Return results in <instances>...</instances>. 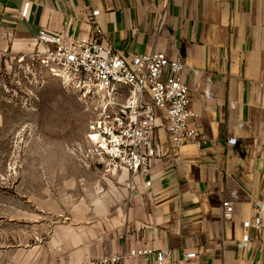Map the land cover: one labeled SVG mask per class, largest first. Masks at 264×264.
Returning a JSON list of instances; mask_svg holds the SVG:
<instances>
[{
  "label": "crops",
  "instance_id": "0c3cea01",
  "mask_svg": "<svg viewBox=\"0 0 264 264\" xmlns=\"http://www.w3.org/2000/svg\"><path fill=\"white\" fill-rule=\"evenodd\" d=\"M95 10L100 40L126 57L184 58L203 144L177 146L159 110L150 174L104 177L76 154L72 167H46L41 191L60 193L27 215V264H156L155 252L129 256L149 247L170 249L171 264L186 252L189 264H264V228L244 226L264 219V0H0V53L27 55L43 29L97 36Z\"/></svg>",
  "mask_w": 264,
  "mask_h": 264
},
{
  "label": "built area",
  "instance_id": "2783aa9c",
  "mask_svg": "<svg viewBox=\"0 0 264 264\" xmlns=\"http://www.w3.org/2000/svg\"><path fill=\"white\" fill-rule=\"evenodd\" d=\"M28 8L29 3L21 11L23 16L27 15ZM98 14L95 10L90 19L97 34L92 38L41 30L37 35L41 45L39 56L55 76L78 90L93 112L87 145L76 151L78 159L86 166L100 167L104 177L123 171H129L131 177L147 175L151 172L148 149L159 110L165 112L167 129L177 146L191 142L203 144L204 137L196 124L199 113L190 106V89L183 80L187 64L178 53L173 57L162 52L126 57L100 40L102 28L97 21ZM125 87L129 95L121 102ZM223 206L225 218H231L233 202L224 200ZM255 206L260 213L264 212L262 202L256 201ZM244 226L262 229L264 219L257 216L244 221ZM244 239L248 240L249 235H244ZM154 252L156 264H171L170 249H132L129 256ZM195 255V252H186L177 264H189ZM123 258L124 254L114 255L102 261L117 262Z\"/></svg>",
  "mask_w": 264,
  "mask_h": 264
},
{
  "label": "rangeland",
  "instance_id": "374dc122",
  "mask_svg": "<svg viewBox=\"0 0 264 264\" xmlns=\"http://www.w3.org/2000/svg\"><path fill=\"white\" fill-rule=\"evenodd\" d=\"M39 48L31 42L23 57L0 53V264H27V215L60 193L41 191V172L73 166L93 118L78 90L42 63ZM128 95L125 87L120 101Z\"/></svg>",
  "mask_w": 264,
  "mask_h": 264
}]
</instances>
